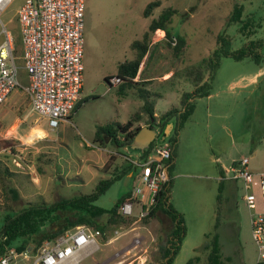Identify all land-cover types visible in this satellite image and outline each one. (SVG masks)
Listing matches in <instances>:
<instances>
[{"label": "rangeland", "instance_id": "rangeland-1", "mask_svg": "<svg viewBox=\"0 0 264 264\" xmlns=\"http://www.w3.org/2000/svg\"><path fill=\"white\" fill-rule=\"evenodd\" d=\"M24 1L13 0L0 15V21L15 40L14 46L20 49L17 65L21 84L27 83L18 23V11ZM152 1L157 0H83V81L80 99L68 122L50 129L44 119L29 114L28 97L20 88L14 89L0 106V159L13 173L0 175V223L6 213L27 205H48L62 198L91 194L100 180L107 179L110 184L94 204L110 209L123 194L141 186L137 172L132 178L123 173L122 156H135L138 150L117 147L109 138L105 148L101 147L94 141L97 127L125 123L146 99L154 102L158 117L173 108L182 112L183 93L192 92L203 83L199 92L207 91L210 97L203 95L189 100L195 110L191 119L190 115L185 119L200 120L202 127L210 121L205 142L198 143L204 142L207 155L214 153L221 162L230 165L232 160L247 157L251 170L264 169V157L252 152L254 140L264 149V140L258 142L264 138V120H260L264 118V76L251 98L236 94L237 88L230 87L231 79L241 72H251L256 64H264V0H158L159 6L144 16L143 10ZM236 3L244 5V13H250L251 25H261L255 36L245 38L238 32L237 24L228 23ZM169 7L175 13L166 27L183 38L180 51L174 53L176 44L169 47L163 40L158 44L161 46L154 47L145 71L156 79L126 87L124 91L119 85L109 87L105 77L114 76L119 63L135 56L132 43L140 40L151 20ZM1 27L0 23V31ZM218 33L230 37L231 50L245 47L249 40L256 41L259 60L222 56L212 69L209 57L217 46ZM154 36L151 34L150 41ZM165 71L171 72V77L165 81L158 79ZM143 87L150 91L149 95L138 92ZM253 103L257 105L256 114L247 111V106ZM140 120L141 126H149L147 115ZM173 120H178V116ZM40 127L47 134L43 139L39 138ZM153 128H158L160 135L156 124ZM165 139L171 141L169 136ZM27 140L33 143L28 145ZM194 149L191 146L189 150ZM111 153H116L115 158L106 167ZM185 157L181 174L174 175L172 171L169 177L172 189L169 200L183 212L185 225L184 239L171 264H207L209 250L205 244L214 234L219 236L222 264H256L257 247L251 233V210L243 199L246 193L243 181L233 179L230 172L215 171L218 166L215 161L206 166L202 157L196 161H191L189 154ZM220 174L225 179H220ZM9 189H16L18 197L13 199ZM9 204L10 211H4ZM101 219L105 220V216ZM170 226L167 216L155 212L147 221L138 219L129 226L109 229L106 239L97 236L89 246V257L84 258L80 252L78 263L73 264H160L161 246ZM135 238H139L138 243Z\"/></svg>", "mask_w": 264, "mask_h": 264}, {"label": "built area", "instance_id": "built-area-1", "mask_svg": "<svg viewBox=\"0 0 264 264\" xmlns=\"http://www.w3.org/2000/svg\"><path fill=\"white\" fill-rule=\"evenodd\" d=\"M12 1L0 0V15ZM83 9V0L24 1L18 23L26 84L18 80V56L14 54L11 32L0 21V106L14 89L20 88L28 97L31 112L45 119L50 129L68 118L80 99L83 81ZM171 43L175 45L176 39L172 38ZM120 82L116 75L107 80L109 87ZM158 134L143 153L123 155L138 170L141 185L119 207L126 218L148 217L161 185L169 180L173 144L161 140ZM248 163V158L242 157L227 172L244 183L243 199L251 210V233L257 247L256 264H264V170L252 171ZM99 235V230L79 225L53 241H44L34 254L30 248L20 252L9 249L0 256V264L78 263L79 253L95 243ZM135 241L138 243L139 238Z\"/></svg>", "mask_w": 264, "mask_h": 264}, {"label": "trees", "instance_id": "trees-1", "mask_svg": "<svg viewBox=\"0 0 264 264\" xmlns=\"http://www.w3.org/2000/svg\"><path fill=\"white\" fill-rule=\"evenodd\" d=\"M159 1L149 2L143 10V15L148 16L151 11L159 6ZM175 10L173 8H166L158 17L153 18L148 25L147 30L143 33L140 40H136L132 43V47L135 50V56L132 59L125 60L118 64L116 76L121 79L119 88L124 91L126 87H132L145 82L134 81L133 79L138 73L140 63L144 55L148 51V45L150 43L151 34L157 30L163 31L167 45L171 47L172 38L176 39V46L173 47L174 53H178L182 48L184 41L179 35L173 34L166 25L174 15ZM250 13H244V5L240 3L234 4L229 17L228 23H235L238 25V32L245 38H250L256 35L258 28H261L259 23L251 25ZM229 38L227 34L218 33L216 35L217 46L209 57V63L212 69L216 68L219 60L222 56H229L235 60H240L244 57H251L256 61L259 60L260 54L257 52V43L254 40H249L248 44L238 50H231L228 47ZM14 40V38H13ZM15 42V40H14ZM16 44L18 42L16 40ZM15 45V44H14ZM14 46V53H15ZM16 56H20V49L16 48ZM18 59V58H17ZM106 81L108 77H105ZM205 84V83H203ZM203 84L196 87L192 92H185L182 95L181 104L183 111L179 112L177 108H173L159 117L154 115V102L145 100L144 104L134 112L130 119L125 123H116L115 126L108 124L105 126H98L94 135V141L99 142L101 147H105L106 139L109 138V142L113 143L117 147H123L132 142L134 136L141 128V116L147 115L148 120L146 124L153 127L156 124L160 128V135H163L164 129L169 122L173 121V118L178 116V120H175L173 127L181 126L185 119L191 114L193 110V104L189 103V99L196 96L207 95L208 92H199V89L203 87ZM144 88V89H143ZM138 88L139 93H143L142 96L150 94L145 87ZM77 107V102L74 106V110ZM170 140H175L174 137L169 134ZM145 155L142 156V158ZM115 158L114 154H110L105 164L106 167L111 166ZM173 158L170 159L171 163ZM13 175L9 167L3 163L0 159V175ZM110 184V180H100L93 193L76 195L70 198H62L56 200L48 205H27L14 213H6L0 223V256L7 250L14 249L17 252L23 251L29 248L30 244H33L32 253H36L44 241H53L57 237L63 235L65 232L75 228L79 225H85L93 230H99L100 237L106 239L108 230H112L116 227H125L134 223L138 218L130 217L126 218L119 213V207L122 202L129 197L130 193L122 195L114 205L106 210L94 204V201L102 193L105 188ZM170 179L161 185L160 190L156 195V203L152 207V210L148 217L144 220L147 221L150 217L155 216L157 210H161L170 220V230L166 235V240L163 246H161L162 260L160 264H171L180 250L182 240L185 236V225L182 214L177 212L170 203ZM12 193V198H17L18 193L16 189H9V193ZM10 211V204L7 205ZM105 216V220L100 219ZM98 236V237H99ZM205 246L208 248L207 264H222L221 249L218 234L210 236Z\"/></svg>", "mask_w": 264, "mask_h": 264}, {"label": "crops", "instance_id": "crops-1", "mask_svg": "<svg viewBox=\"0 0 264 264\" xmlns=\"http://www.w3.org/2000/svg\"><path fill=\"white\" fill-rule=\"evenodd\" d=\"M154 35H155L154 38H152V40L150 41V43L148 45V51L144 55V57L140 63L138 73L135 76V78L133 79L134 81H140V82L142 81V82H145L144 84H148V83L152 82L155 78L153 76L150 77L147 73H145V71L147 70L148 62L151 61L150 59H152L154 47L156 45L158 47L161 46L158 44L163 43L164 42L163 40H165V37H164L163 31H161V30L155 31ZM155 58H157V56H155ZM170 75H171V72L165 71V72L161 73L160 76H158V79L165 81L171 77ZM263 76H264V64H256V68H254L251 72H247V73L241 72L236 78L231 79L230 87L235 86L237 88L238 91L235 92L236 94H238V95L245 94L248 98L249 97L251 98V97H253L256 90L259 89V87H260L259 82L261 81L260 78L262 79ZM202 96L203 95H200V96H196L194 98H198V97H202ZM206 96H207V98H209L210 93H208ZM192 99H189V100H192ZM256 106L257 105L255 103H253L252 105L250 104V106H247V111H249V112L253 111L254 114H256L255 113V107ZM194 110H195V108H193V110L189 116L190 117L189 119H191V117L193 116ZM31 113H33V112H31L30 105H29V114H31ZM154 115L156 117H158V114H157L156 109H155V105H154ZM246 120H249V119H246ZM260 120H264V118H262ZM62 122H68V120L66 119ZM172 122H174V120ZM209 122L207 120L204 124V127H202L200 125V120H185L181 126H177V128L172 127L170 134L173 135L175 140L169 141V140L165 139V141L173 144V151H172V158L173 159L168 166L169 177H170V172H172V171L174 172V175L181 174V170L185 167L184 165H186L185 161L183 162V160L186 159V157H185L186 154L191 155V161H196L197 159H199L201 157L204 158L206 161V166H208L209 163L213 165L214 161H215L218 165L217 170H215V171H217L221 174H222V172L224 173V171H225V173H227V170L230 168V165H232L235 162L232 160L231 164L229 165L226 162L225 163L221 162L220 157L215 156L214 153H210L209 155H207V150L205 148L206 145L204 142H205V137L207 135L206 132L208 133L209 129H210L209 127L211 124ZM46 124H47V122H46ZM155 130L159 131L158 128H156ZM38 132L45 134L44 137L47 136V134L45 133V131L43 129H41V127H40ZM200 140L204 141V142H202L204 145L203 144L201 145L200 143H198V142H200ZM263 140H264V138L261 137L260 139H258V142H261ZM188 145L194 146L195 151L189 150L191 146H188ZM259 146L260 145L259 144L257 145V142L254 140L252 143V152L255 153V155H262V157H264V149H262ZM103 148H105V147H103ZM123 148L125 149V146H123ZM112 154L116 155V153H112ZM122 159L125 162V166H123L124 175L128 178H132L135 175L134 172H137V177H138V170L135 169L131 164H129L125 160L124 157ZM182 165H183V167H182ZM254 170L255 169H253L252 171H254ZM262 170H264V169H262ZM256 171H260V170H256ZM220 175H219L220 179H225L222 175L221 176ZM137 180H138V178H137ZM170 181H171V179H170ZM126 193H130V191H128ZM171 194H172V189H170V197H171ZM173 208L175 210H177V212H179L180 214H183V212L181 210H179L177 208V206H175ZM156 212L162 213L163 215H165L161 210H157ZM71 230H69L67 232H70ZM67 232H65L64 234H66ZM90 247L83 249L81 251L80 255H82L84 258L89 257V252L91 250ZM93 261H94V259H93ZM87 264H92V263H87Z\"/></svg>", "mask_w": 264, "mask_h": 264}, {"label": "water", "instance_id": "water-1", "mask_svg": "<svg viewBox=\"0 0 264 264\" xmlns=\"http://www.w3.org/2000/svg\"><path fill=\"white\" fill-rule=\"evenodd\" d=\"M172 127V122H169L166 125L163 135L161 136V140H165V138L169 136ZM157 134L158 131H156L153 127H150L148 125L141 126L139 131L134 136L132 142L128 145H125V150L131 148L137 149L138 152L143 153L144 150L149 147L150 143L156 138Z\"/></svg>", "mask_w": 264, "mask_h": 264}, {"label": "clouds", "instance_id": "clouds-1", "mask_svg": "<svg viewBox=\"0 0 264 264\" xmlns=\"http://www.w3.org/2000/svg\"><path fill=\"white\" fill-rule=\"evenodd\" d=\"M44 135L45 134L41 133L39 138L40 139H43L44 138ZM25 143L28 144V145H31L33 143V141L32 140H27V141H25Z\"/></svg>", "mask_w": 264, "mask_h": 264}]
</instances>
